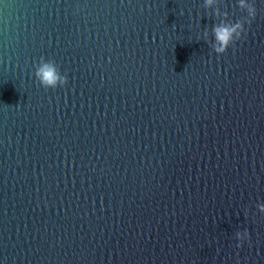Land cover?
Here are the masks:
<instances>
[{"label": "water", "instance_id": "95a60500", "mask_svg": "<svg viewBox=\"0 0 264 264\" xmlns=\"http://www.w3.org/2000/svg\"><path fill=\"white\" fill-rule=\"evenodd\" d=\"M248 2L0 0V264H264ZM41 58L64 85L39 84Z\"/></svg>", "mask_w": 264, "mask_h": 264}, {"label": "clouds", "instance_id": "9594fccd", "mask_svg": "<svg viewBox=\"0 0 264 264\" xmlns=\"http://www.w3.org/2000/svg\"><path fill=\"white\" fill-rule=\"evenodd\" d=\"M210 2V0H209ZM238 7L247 11L248 16L251 17L254 14V6L248 2V0H237ZM213 34L215 37V51L216 53L224 52L229 43L233 41L234 38H239L241 32L243 31L242 22L237 21L233 24L227 22H221L213 26ZM36 80L39 81V84L48 89L56 88L57 86H62L66 83L67 77L61 75L57 70L56 65L51 60H46L41 58L36 64L34 72ZM261 211H264V205L261 206ZM248 233H237L238 239L247 238Z\"/></svg>", "mask_w": 264, "mask_h": 264}]
</instances>
